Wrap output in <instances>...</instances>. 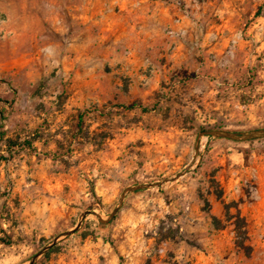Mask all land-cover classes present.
Masks as SVG:
<instances>
[{"label":"rangeland","instance_id":"obj_1","mask_svg":"<svg viewBox=\"0 0 264 264\" xmlns=\"http://www.w3.org/2000/svg\"><path fill=\"white\" fill-rule=\"evenodd\" d=\"M167 1L193 30L164 28L178 43L153 53L114 0H0V264L187 168L108 224L89 214L36 264H264V138L203 136L195 158L203 130L264 128V0Z\"/></svg>","mask_w":264,"mask_h":264},{"label":"crops","instance_id":"obj_2","mask_svg":"<svg viewBox=\"0 0 264 264\" xmlns=\"http://www.w3.org/2000/svg\"><path fill=\"white\" fill-rule=\"evenodd\" d=\"M104 1L105 0H67V4L68 7L74 10L82 7L83 11H87L88 9L99 11ZM114 2L118 4L119 10L113 19L116 20L117 24H121L123 27L125 26L124 31L128 34L131 41L140 49H145L150 46L152 52L155 53L154 47H157L159 44L164 43L167 47V45H169L168 43H171V41H176L178 43V40L167 37L163 33L164 28L173 27L176 30L189 28L191 31L193 30L187 17L185 18L183 16L184 22L182 23H176L174 21V15L177 13H172L171 6H169L167 0H114ZM188 2H190V0ZM234 11L228 9L227 12ZM208 12V9L205 11L203 10L202 16L204 15L205 21L212 23V26L209 28H219V24H216L212 20L208 21L206 18ZM229 15L233 17L231 13H229ZM198 16H201V13L198 14ZM102 20L103 19H98V22ZM237 24L238 21L230 18L224 21L222 25H224V27H233ZM211 29L206 33L207 38L213 33ZM217 140L218 143L226 145H231V142H233L225 141L226 139L224 138H219Z\"/></svg>","mask_w":264,"mask_h":264},{"label":"water","instance_id":"obj_3","mask_svg":"<svg viewBox=\"0 0 264 264\" xmlns=\"http://www.w3.org/2000/svg\"><path fill=\"white\" fill-rule=\"evenodd\" d=\"M203 136H210V137H214V138H226V139H230V140H234V141H250V140H256V139L264 138V128L255 129V130H246V131H230V130H226V129H213V130L201 131L199 133L197 143H196L197 151H196L195 158L198 155V151L200 148V141H201V138ZM187 172H188V168L185 171L176 175L175 177H172L169 179H165V180L153 182V183H144V184L133 185V186L127 187L123 191L118 205L113 209V211L106 218H103L102 215L97 211L87 210V211L83 212L80 216L78 224L73 229H70V230L64 232L60 236H57L51 243L46 245L37 254H35L29 260V262L27 264H36L37 261L40 259V257L43 254H45L46 252H48L50 249H52V247H54L62 238L69 237L72 234L76 233L82 227L85 219L87 218V216L89 214L97 215L98 218L100 219L101 223L108 224L116 217V215L120 211V209H122L128 193L135 192V191L142 190V189H151L154 187H161L169 181H174L176 179H179L180 177L185 175Z\"/></svg>","mask_w":264,"mask_h":264},{"label":"trees","instance_id":"obj_4","mask_svg":"<svg viewBox=\"0 0 264 264\" xmlns=\"http://www.w3.org/2000/svg\"><path fill=\"white\" fill-rule=\"evenodd\" d=\"M143 110L144 111H150L152 109L148 108V107H143ZM79 124L81 126V124H83V115H80V118H79ZM204 131V130H203ZM28 144H31V143H28Z\"/></svg>","mask_w":264,"mask_h":264}]
</instances>
